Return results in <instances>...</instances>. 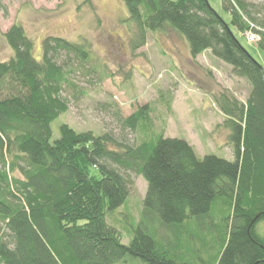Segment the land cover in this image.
<instances>
[{
    "label": "trees",
    "instance_id": "obj_1",
    "mask_svg": "<svg viewBox=\"0 0 264 264\" xmlns=\"http://www.w3.org/2000/svg\"><path fill=\"white\" fill-rule=\"evenodd\" d=\"M122 1L132 51L151 33L173 31L191 58L209 50L248 82L244 102L213 95L234 160L198 157L187 141L164 137L149 103L126 117L114 112L119 136L62 123L51 140V122L84 93L76 77L100 83L110 73L85 40L47 35L36 58L15 22L2 34L13 54L0 60V264H264V67L231 29L255 33L264 52V2L222 0L225 21L209 0ZM160 101L171 110L170 97ZM129 172L146 192L124 244L106 212L130 195Z\"/></svg>",
    "mask_w": 264,
    "mask_h": 264
},
{
    "label": "rangeland",
    "instance_id": "obj_2",
    "mask_svg": "<svg viewBox=\"0 0 264 264\" xmlns=\"http://www.w3.org/2000/svg\"><path fill=\"white\" fill-rule=\"evenodd\" d=\"M209 2L225 21L229 20L222 9V0ZM127 16L122 0H0L1 61L13 54L2 34L17 22L32 39L36 58L47 35L73 42L85 40L109 70L110 77L100 83L96 78L76 77L84 93L76 100L71 98L68 111L51 122V140L59 136L62 123L77 131H109L119 136L122 132L114 112L126 117L138 106L149 103L153 108V128L162 127L164 137L187 141L198 157L211 154L233 161L232 149L226 144L227 131L219 125L224 116L215 105L213 95L226 91L244 102L250 90L248 82L235 77L230 65L209 50L191 58L187 41L173 31L151 33L145 45L132 51L130 33L121 22ZM231 29L264 67V52L236 29ZM160 94L171 98V110L162 104ZM124 134L128 142L135 141L130 132ZM129 176L133 186L127 200L106 212V221L119 230L124 244L133 237L146 192V182L140 175L129 172ZM258 227L263 234L264 223ZM154 228L160 235L174 237L164 226L156 224ZM123 264L146 263L127 257Z\"/></svg>",
    "mask_w": 264,
    "mask_h": 264
},
{
    "label": "built area",
    "instance_id": "obj_3",
    "mask_svg": "<svg viewBox=\"0 0 264 264\" xmlns=\"http://www.w3.org/2000/svg\"><path fill=\"white\" fill-rule=\"evenodd\" d=\"M244 36L246 37L247 41L249 43H256L258 40V36L253 33L252 31H248L244 34Z\"/></svg>",
    "mask_w": 264,
    "mask_h": 264
}]
</instances>
